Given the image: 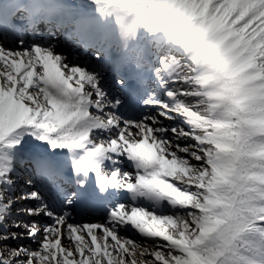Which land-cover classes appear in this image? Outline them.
I'll return each instance as SVG.
<instances>
[{
  "label": "snow or ice",
  "instance_id": "obj_1",
  "mask_svg": "<svg viewBox=\"0 0 264 264\" xmlns=\"http://www.w3.org/2000/svg\"><path fill=\"white\" fill-rule=\"evenodd\" d=\"M0 264H264V0H0Z\"/></svg>",
  "mask_w": 264,
  "mask_h": 264
}]
</instances>
